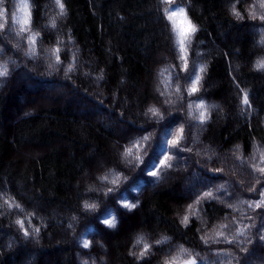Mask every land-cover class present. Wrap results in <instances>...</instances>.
<instances>
[{"label": "trees", "instance_id": "obj_1", "mask_svg": "<svg viewBox=\"0 0 264 264\" xmlns=\"http://www.w3.org/2000/svg\"><path fill=\"white\" fill-rule=\"evenodd\" d=\"M27 3L30 23L22 31L24 0H0V264H77L80 253L97 264H264V0ZM187 25L196 31L182 51L180 28ZM39 40L53 46L50 68ZM160 53L192 65L180 88L189 119L171 121L146 153L139 137L123 140L133 130L129 122L142 123L147 108L161 114L149 85ZM17 61L38 66L42 80L61 90L37 92L39 79L30 71L28 86L18 85ZM54 73L58 79L49 77ZM179 135L176 145L168 143ZM120 147L124 160L136 157L147 168L140 175L156 176L134 180L152 183L134 202L112 198L111 205L133 211L124 214L126 228L104 230L107 250L97 257L93 240L86 234L75 240L68 226L76 216L83 224L103 200L84 187L98 185L91 180L99 162L112 167L104 189L127 176ZM192 151L214 176L186 197L179 172L187 164L181 157ZM108 209L99 218L111 228L118 216ZM170 245L176 250L166 254Z\"/></svg>", "mask_w": 264, "mask_h": 264}, {"label": "rangeland", "instance_id": "obj_2", "mask_svg": "<svg viewBox=\"0 0 264 264\" xmlns=\"http://www.w3.org/2000/svg\"><path fill=\"white\" fill-rule=\"evenodd\" d=\"M7 38H8L7 36L3 35V44H4L3 48L7 46V41H8ZM25 38L26 37H24V39ZM10 45H11V50H13L14 48L12 47L11 43L8 45V47H10ZM20 45L23 48L24 46H26L23 43ZM37 45L40 46L39 49H42V52L44 53L46 52L48 57L47 59L42 61L46 63V60H48V66H49L48 68H50V55L53 52L52 44L51 43L43 44L41 40H39L37 41ZM20 50L21 48L17 49L18 53L21 52ZM168 54L169 55H166L165 53L159 54L158 56L159 62L155 67L156 74L152 78V81L149 83V85L152 86L154 92L158 97V101L155 99L154 100L158 102L157 105L159 107L163 108L161 110V114L156 115V113H154L151 108H150L151 110L147 108V110L144 111V116L146 117V121L144 116H142L143 117L142 123L138 121L129 122L133 130L126 136V139L123 140V143L125 142L127 144L128 142L138 140L139 137L138 142H141V145L143 146L142 150L146 153L152 150L154 143H156V141L159 140L161 136L160 134H162L165 130H168L170 127H172L171 123L175 120V118L177 122L185 121L186 117L189 119L188 113L184 116L185 111L184 109H182V98L180 94L181 92L180 88L184 86L185 80L188 79L190 71L192 70V65L188 63L185 66L184 63L178 61V59L175 60L174 57H169L171 53ZM17 62H18V64H16L17 69L15 70V72L17 73L16 82L18 85L28 86V80H30L29 78L31 76H25V74L27 71L28 72L30 71L33 74L32 78H36V76H38L39 80L34 79L40 84L37 85L38 86L37 92H44L46 94H50V92H59L61 90L62 87L50 84L49 81L45 82L44 80H42L45 75L44 74L42 75L38 72V66L36 67V70H33L32 68L27 66L26 62H22V61H17ZM19 67L21 69L20 71L18 70ZM67 69L69 70V65ZM49 71L47 70V72ZM57 75L58 74L54 73V75H49V77L54 76V78H57ZM172 93L177 94L175 98L171 97L170 94ZM190 118L192 117L190 116ZM133 135H136L137 137ZM118 145H120V143ZM120 148H117L119 159L123 160V161L121 160L122 162H120V164L122 167H125L126 169L129 170L128 172L129 174L127 173V176H124L120 179H114L113 180L115 181L114 184L117 185L113 187L109 185L108 189H104L106 183L104 179L106 177L107 172L110 169H112V167H110L109 164L110 162H105V163L99 162L100 167L97 173L95 174L94 178L91 180V182L94 181L97 182L98 185L97 186L88 185V183H86L84 187L86 189V194L90 195L95 193L96 195H100L103 198V200L101 201L102 203L100 202L101 203L100 205V203L94 202L96 204V206H94L95 209L94 208L90 209L87 219L84 221L83 224L82 222L80 223L81 226L79 225L80 218H78L77 216L72 217V222L74 224L73 227L68 226L69 227L68 231L75 240L80 239L81 241L82 236H84L85 234L88 238L93 240L91 246L95 248V251H98V253H100L97 254V257L103 255V251L107 250L105 248L106 246L105 247L103 246V244L106 245V241H107L106 235H104V230L112 233H117L119 232L120 228L124 226H125L124 228H126V225L124 223L125 222L124 214H132L133 211V210H128L127 208L124 207H123L124 209H122L121 208L122 206L120 207V206L111 205L112 198L117 199L118 197H120V195H126L129 196V198H132V201L134 202L137 196L139 195V193L141 192V190L152 187V183H149V185L147 186H143L144 183L142 185L141 181L139 182L134 181L138 177H144L149 175L147 174V172L145 175H140V173L142 172L145 173L147 168L144 166L143 163L140 164L138 159L136 160V157H134L131 160L128 158L124 160L125 156H122V152H121L123 150L122 149L123 147L121 149ZM198 155L201 157L200 154ZM174 156H178L176 152H174ZM194 157L195 155L193 151L192 154L187 153L185 157L184 156L181 157L182 162H187V164L184 165V168H182L183 170L179 172L182 174L181 175V177L183 178L182 191L184 192L186 197L191 196L193 191L204 189V187H201L199 185H201V183L204 182L205 180H208L210 177L214 176L212 175L214 174L213 172H211L209 169L207 170V168L203 166L202 159L200 161L199 160L197 161V159H195L196 157L195 158ZM222 163L224 166L228 165L227 167H224L226 171L230 170V168L234 170V167L231 164H228L225 161H222ZM225 163H227V165ZM219 185L223 188L228 184H222V185L219 184ZM136 188H139L138 192H136L137 191ZM191 203H194V201H192ZM97 207H100V209ZM108 207H110V209H108V212H111V210L116 211L117 212L116 214L118 216L117 224L111 228H108L104 224H102V221H100L101 219L99 218V214H101V216L104 215V212ZM82 208H89V206L84 204ZM108 212H106V214ZM168 249H170L169 250L170 252L174 251L176 250V246L170 245L168 248L165 247L164 250L166 254L168 252ZM164 254L165 253L163 252V255ZM86 256H88L87 253L85 254L80 253V255L77 257L78 260H76L77 264H97V261L93 257L91 258L89 256V258L87 257L88 259H85L84 257ZM164 257L166 256H163V258L161 256L163 263L166 261ZM139 259H143V258H139ZM162 260L160 263H162ZM107 264H111V261L109 260Z\"/></svg>", "mask_w": 264, "mask_h": 264}, {"label": "snow or ice", "instance_id": "obj_3", "mask_svg": "<svg viewBox=\"0 0 264 264\" xmlns=\"http://www.w3.org/2000/svg\"><path fill=\"white\" fill-rule=\"evenodd\" d=\"M58 2H59V0H58ZM24 5H25V9H26V15L23 18H21V19L18 20V23L20 24L22 31L23 30H26L27 26L30 23V11H29V5L27 3V0H24ZM61 8H63V5H61ZM179 13L180 14H183L184 13V9H180L179 10ZM177 14L178 13H176V12L169 13L168 14V19L169 20H173L174 17L177 16ZM236 15L239 16L240 14L239 13H236ZM240 18L243 19V17H240ZM260 19L261 20H264V16H262ZM3 27H4V25H0V28H3ZM195 31H196V29H195L194 26H191V25L181 26V28H180V36H181V50L182 51H183V47H184V39H185V37L190 32H195ZM31 42L32 41H30V43ZM0 74H2V73H0ZM199 79H200V77L197 76L196 77V80L193 81V83L191 85V88H190L191 93H196L198 91V89H197V82L199 81ZM245 102L247 103V98L246 97H245ZM201 119H203V113L201 114ZM178 140H179V136H176L173 139L169 140L168 143L171 144V145H176L177 142H178ZM167 159H168L167 156H165L164 159H161L160 160V163L159 164L160 165H165ZM260 171L264 172V169H261ZM149 175L156 176V172L155 171H152V172L149 173ZM207 195H211V194L208 193ZM126 206L128 208H130V209H132V208L135 207V205H131V204H127ZM108 223H109V221H107V220L104 221V224H108ZM260 239L261 240H264V236H261ZM85 247H88V242L87 241L85 242ZM146 249H147V246H146ZM187 264H195V261H188Z\"/></svg>", "mask_w": 264, "mask_h": 264}]
</instances>
